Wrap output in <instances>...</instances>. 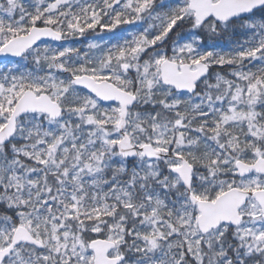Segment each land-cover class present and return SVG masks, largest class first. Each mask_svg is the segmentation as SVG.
Masks as SVG:
<instances>
[{"label": "rangeland", "instance_id": "1", "mask_svg": "<svg viewBox=\"0 0 264 264\" xmlns=\"http://www.w3.org/2000/svg\"><path fill=\"white\" fill-rule=\"evenodd\" d=\"M38 10L40 16L48 12L56 18L55 25L46 20L43 24L57 27L66 40L43 43L17 62L0 64V102L30 85L37 94L48 92L65 113L56 122L42 115L19 120L14 139L20 143L0 146V249L18 225L26 226L44 245L42 249L20 246L3 264L94 263L90 242L70 226L53 222L55 215H48L41 202L42 196H52L66 202L61 211L74 215L79 205L76 190L82 184L89 193L90 214L110 217L109 237L117 247L109 255L124 256L122 264L134 252L148 255L146 264H204L206 257L213 264H264L260 205L251 199L241 209L244 220L231 231L240 245L225 244L222 238L229 226L201 233L199 212L188 193L179 189L182 181L173 171L181 158L192 163L193 193L201 199L214 200L232 187L264 189V177H240L235 168L238 159L254 162L264 157V27L259 17L249 16L245 24L247 29L263 27V32L250 34L246 44L244 40L237 47L224 45L223 52L204 49L197 27L188 29L193 11L187 0H124L116 7L112 0H0V46L38 24L31 12ZM103 13L111 18L126 16L124 28L145 25L131 37L142 41L145 50L150 47L147 58L125 43L119 44V51L110 52V30L117 22L113 26L108 25L109 18L100 21ZM181 26L187 29L184 34ZM215 28L213 23L199 27L209 36L223 34ZM221 28L234 30L228 24ZM89 30L94 32L87 34ZM220 41L209 38L210 44ZM167 57L181 64L195 66L204 60L215 66L202 83L203 91L184 94L164 85L159 65ZM228 59L235 61L228 63ZM81 74L109 80L137 96L126 131L138 146L154 143L166 153L163 160L139 158L129 163L119 157V103H104L75 85L73 76ZM165 111H172L174 119L162 118ZM3 113L0 110V126L7 118ZM219 145L225 154L221 161L214 152ZM107 168L131 176L139 191L134 194L128 182L98 183ZM135 195L143 202L135 201ZM101 198L120 202L132 221L116 220L117 209L111 203L102 206ZM229 245L235 257L227 253ZM261 257L263 261H257Z\"/></svg>", "mask_w": 264, "mask_h": 264}, {"label": "water", "instance_id": "2", "mask_svg": "<svg viewBox=\"0 0 264 264\" xmlns=\"http://www.w3.org/2000/svg\"><path fill=\"white\" fill-rule=\"evenodd\" d=\"M123 0H114L113 5H119ZM264 6V0H189L190 9L195 11V18L199 24L209 20L212 16L219 22H227L232 19L242 18ZM48 40L62 41V34L52 26H33L26 34L16 35L6 44L0 47V63L21 58L29 48ZM124 70L129 66L124 64ZM209 66L199 61L196 68L191 64L179 65L171 59H165L160 65V77L165 85L174 87L179 92L194 93L197 83L209 75ZM74 82L92 92L102 99L103 102H118L121 106L118 129L124 132L128 111L132 108L137 97L133 93L119 88L108 80L97 81L89 75L74 77ZM43 112L53 119H58L62 114V107L57 101L51 99L49 94L42 93L39 96L31 89H27L16 101L11 115L6 124L0 128V145L7 144L17 130L18 119L26 114ZM117 149L121 157L126 160H135L139 157V151L145 158L160 159L163 152L151 143H145L138 148L131 136L124 132L123 137L117 143ZM236 169L241 176L254 172L264 175V158L260 157L253 163L243 160L236 162ZM182 179L185 188L190 192V200L198 206L201 214L198 217V225L203 233L218 227L222 223L238 226L243 216L240 208L251 197L258 200L264 213V189L247 190L233 187L217 197L215 201L197 198L191 193L193 182V166L183 159L182 165L174 168ZM22 244H34L42 247L32 233L24 226H19L12 238L11 243L0 249V263L4 262L13 252L16 246ZM91 247L95 254L94 264H120L122 257H110L109 252L116 247L111 239L96 238L92 240Z\"/></svg>", "mask_w": 264, "mask_h": 264}, {"label": "trees", "instance_id": "3", "mask_svg": "<svg viewBox=\"0 0 264 264\" xmlns=\"http://www.w3.org/2000/svg\"><path fill=\"white\" fill-rule=\"evenodd\" d=\"M181 11V10H180ZM34 15L35 18L38 19V24H43L45 22V20L47 21V23L50 24H54V19L49 17V13L45 12L44 15L40 16V10H38L37 12L31 11ZM258 15H261L262 17V23H263V27H264V9L260 10ZM40 16V17H39ZM120 15L115 14L114 16L112 15V18L109 17V15L107 16H102V20H105L104 18H109L108 21V25H113L114 23L117 22V24L114 27V30H110L111 32V47H110V52L112 53L113 50H120L119 49V44L120 43H125L128 47V45L130 46L131 49H136L138 50L140 53H142L141 58H147L148 53L151 51L150 47H148L147 50L146 49V45L142 42V41H132V34H137L138 31L140 29H143L145 27V25H140L139 27H134V28H124L126 26V23H124V21L127 19L126 16L119 18ZM177 18L179 20L180 17L177 16ZM190 20V25L187 24L188 29L197 27V31L199 33H201L203 35V48L206 50H211V49H215L216 51H218L219 48H221V50L224 52L226 50V48H224V45L230 46L228 48H232V47H237L238 44H241L244 40H246L245 44L248 42L247 38L250 34L253 35H258L259 32H263V27L261 28V30L259 31L258 28L260 29V27H254L251 29H247V25L245 24L246 21L245 20H236L233 21V23L231 24L234 27V30L232 32L230 31H225L221 28V25L219 23H215V29L217 31H221L223 34L219 35V36H209L207 33H205L203 31V29H199V27H203V26H198L195 19L191 16L189 18ZM184 21V20H183ZM192 21V22H191ZM186 22V21H184ZM180 23V22H179ZM179 23H177L176 25H178ZM55 25V24H54ZM184 27L181 26V33L184 34V32H186L187 29H185L184 31ZM244 28V30H243ZM109 30V29H106ZM155 31H160L157 27H154ZM92 32H90L91 34ZM159 34V32H158ZM263 34V33H262ZM129 37L131 38V41H127L129 39ZM217 37L218 39H220V42H217L216 44H210L209 42V38H215ZM234 59H228L227 62L231 63L234 62ZM224 68V73L227 74V65H223ZM215 69V66L212 67V71ZM25 87H30L29 86H24ZM204 87L201 86L199 88L200 91H203ZM21 91H17L13 96H5L3 98V100L0 102V110L4 111L3 113V117L7 116L8 112H10L11 107H12V103H14V101L16 100V98L19 96ZM211 94H213V91L210 90ZM214 96V94H213ZM5 106V107H4ZM147 108H152L153 106L150 104L146 105ZM145 107V108H146ZM32 116L29 117V119H31ZM162 118H165V120L167 121H171L173 120V113L172 111H165L164 115H161ZM190 117V116H189ZM42 119H44V117H42ZM0 123H2V120L0 121ZM171 127V125H169ZM246 131V129H244ZM16 143H20L19 140H13ZM255 142L253 141V144ZM246 147V146H245ZM9 147H7L8 149ZM220 145L217 147V149H215V154H216V160L217 161H221V158L223 156H225L224 151H219ZM29 161V160H28ZM35 165V163H33V166ZM98 183H102V185H104L105 183L112 182V183H116L119 182L120 184H125L126 182H128V184H131L132 187H130L133 191L134 194L137 193L139 191V187L136 186V182L134 181V179L131 176L122 174L121 172H119L118 170L112 169V168H107L104 172V178H101L100 180H96ZM83 187V184H82ZM80 188L78 190H76L77 192V203L79 205L77 206V212L74 215H68V211H61L60 208L62 206H64V204H66V202L61 203L56 201V198L54 199L52 196H42L41 197V202L42 205L45 207V212L48 215H55V220L53 222H55L57 225L59 226H63V227H68L70 226L71 228L74 229V231L76 232V235H80L86 242H89L91 239L95 238V237H105L108 238L110 236V217L108 215H105L101 218H96L94 217V215H91L89 210H88V202H89V193H87V191L84 188ZM182 187V186H181ZM74 188L75 187L74 185ZM135 201L142 203V199L140 198V196H136L134 198ZM102 206H106L107 204L111 203L114 205V207L117 209V215L115 216L116 220H120L122 218H125L129 221H132V214L125 209L124 207H122L121 203L118 202L116 203V201L113 200H106L101 198V202ZM71 206V205H70ZM131 226V225H129ZM96 227H100V230L97 232L93 231V228ZM232 232L231 230H229L225 236L223 237V242L225 244H230L231 240H233L235 242V244L237 246H239V242L235 239L232 238ZM229 237V240H228ZM123 249V247H122ZM134 252V251H133ZM227 253H231L232 256H236L237 253H235L234 248L233 247H229L228 246V251ZM126 258H128V262L127 264H146L148 261V255H142L139 254V252H134L131 255H126ZM210 258V257H209ZM208 257H206L204 259V264H213V261H210ZM262 262V261H261ZM241 264V263H239Z\"/></svg>", "mask_w": 264, "mask_h": 264}]
</instances>
